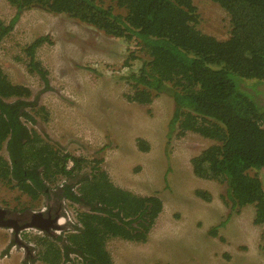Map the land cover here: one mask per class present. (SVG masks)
<instances>
[{"label":"trees","instance_id":"1","mask_svg":"<svg viewBox=\"0 0 264 264\" xmlns=\"http://www.w3.org/2000/svg\"><path fill=\"white\" fill-rule=\"evenodd\" d=\"M9 1L17 12L8 25L0 19V41L21 13L34 6L68 14L108 35L135 39L151 59L129 74L133 91L128 99L149 104L160 93L171 95L175 102L171 131L178 127L181 135L194 131L214 140L191 159L194 174L223 183V198L233 209L254 205L255 223L264 225L259 177L264 168V105L245 87L247 80L264 82V0H213L229 14L230 33L225 39L198 27L200 14L193 0ZM46 40L40 36L27 48L29 69L45 80L48 72L36 60L35 50ZM24 94L0 66V180L16 181L33 200L45 196L47 212L54 216L61 214L64 200L88 209L78 211L81 226L65 235L46 231L37 236L39 259L49 264H111L106 248L110 239L146 241L163 211L162 198L117 186L100 165L102 160L88 168L90 172H82L87 160L27 125L36 122L29 111L36 102ZM138 145L150 149L143 138ZM252 170L256 172L251 174ZM63 177L66 182L57 184ZM196 194L211 198L206 190ZM31 215L27 210L22 217L27 220ZM28 249L27 259H36Z\"/></svg>","mask_w":264,"mask_h":264},{"label":"rangeland","instance_id":"2","mask_svg":"<svg viewBox=\"0 0 264 264\" xmlns=\"http://www.w3.org/2000/svg\"><path fill=\"white\" fill-rule=\"evenodd\" d=\"M193 2L200 14L198 27L227 38L228 12L213 0ZM16 12L9 0H0L5 24ZM40 36L48 40L35 50V57L48 72L46 80L29 69L27 48ZM150 59L135 39L108 35L68 14L38 6L25 9L0 41V66L13 84L24 88V96L36 102L29 109L36 122L27 121L29 127L87 160L82 172H90L88 168L102 160L100 165L117 186L163 200V211L146 241L114 237L107 242L111 264H264V225L255 223V206L233 209L223 198V183L193 172L191 159L214 140L194 131L181 135L178 127L172 132L175 102L165 92L149 104L128 99L133 91L129 74ZM245 87L264 105V82L247 80ZM139 138L148 142L149 150L139 147ZM67 164L73 165V160ZM259 177L264 188V168ZM15 182L0 180V206L15 218L27 210L44 211L45 196L33 200ZM196 190H206L210 200ZM62 202L60 227L51 228L52 234L65 235L81 226L77 213L88 210ZM223 221L217 234L212 233ZM45 232L35 227L16 235L13 228L0 225V264H49L39 259L41 244L36 240ZM29 247L34 260L27 259Z\"/></svg>","mask_w":264,"mask_h":264},{"label":"water","instance_id":"3","mask_svg":"<svg viewBox=\"0 0 264 264\" xmlns=\"http://www.w3.org/2000/svg\"><path fill=\"white\" fill-rule=\"evenodd\" d=\"M6 212H7L6 209L0 207V225L13 228L15 230L16 235L18 234L19 230H23L26 228L37 227V228L42 229L43 231H49L51 228L60 227L59 225L60 217L59 216H56L53 219L45 218L43 215V211L32 213L31 218L28 221L20 223V224L18 223V221L21 219L19 220L14 219L15 217L4 219V215L6 214ZM19 217L23 218L22 216H19ZM40 217H43V220L38 222L36 219Z\"/></svg>","mask_w":264,"mask_h":264},{"label":"flooded vegetation","instance_id":"4","mask_svg":"<svg viewBox=\"0 0 264 264\" xmlns=\"http://www.w3.org/2000/svg\"><path fill=\"white\" fill-rule=\"evenodd\" d=\"M64 182H66L65 179H64L63 181L59 182L58 184H63ZM0 207H1V206H0ZM1 208H4V207H1ZM4 209H6V208H4ZM47 209H48V207H44V211H43V215H44V217H45V218H50V219L55 218L56 216L52 215L51 212L48 213V212H47ZM6 210H7V209H6ZM45 212H46V213H45ZM8 213H9V212H8V210H7L6 214L4 215V219L13 218V217H11ZM19 218H20L21 220H19ZM19 218H14V219L19 220V221H18L19 224L27 221V220H25V219L22 220L23 218H21V217H19ZM36 220H37L38 222H39V221H42V220H43V217L37 218ZM48 223H49V222H48ZM49 224H50V223H49ZM48 226H49V225H48ZM49 227H50V226H49Z\"/></svg>","mask_w":264,"mask_h":264},{"label":"built area","instance_id":"5","mask_svg":"<svg viewBox=\"0 0 264 264\" xmlns=\"http://www.w3.org/2000/svg\"><path fill=\"white\" fill-rule=\"evenodd\" d=\"M72 165H69L68 167L70 168Z\"/></svg>","mask_w":264,"mask_h":264}]
</instances>
